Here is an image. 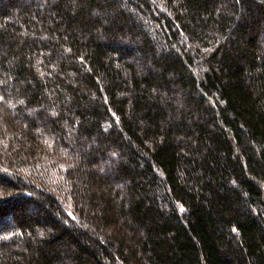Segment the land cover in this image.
Segmentation results:
<instances>
[{
	"label": "trees",
	"instance_id": "obj_1",
	"mask_svg": "<svg viewBox=\"0 0 264 264\" xmlns=\"http://www.w3.org/2000/svg\"><path fill=\"white\" fill-rule=\"evenodd\" d=\"M0 264H264V0H0Z\"/></svg>",
	"mask_w": 264,
	"mask_h": 264
}]
</instances>
